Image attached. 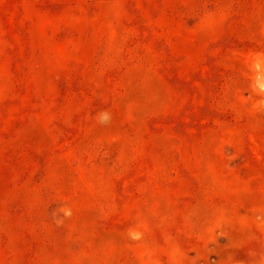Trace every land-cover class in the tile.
Wrapping results in <instances>:
<instances>
[{"label":"rangeland","instance_id":"rangeland-1","mask_svg":"<svg viewBox=\"0 0 264 264\" xmlns=\"http://www.w3.org/2000/svg\"><path fill=\"white\" fill-rule=\"evenodd\" d=\"M0 264H264V0H0Z\"/></svg>","mask_w":264,"mask_h":264}]
</instances>
